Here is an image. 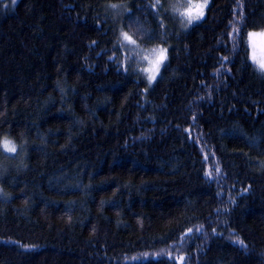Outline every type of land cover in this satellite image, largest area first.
<instances>
[{
	"label": "trees",
	"instance_id": "16d2710c",
	"mask_svg": "<svg viewBox=\"0 0 264 264\" xmlns=\"http://www.w3.org/2000/svg\"><path fill=\"white\" fill-rule=\"evenodd\" d=\"M179 1L0 0V264H264V0Z\"/></svg>",
	"mask_w": 264,
	"mask_h": 264
},
{
	"label": "rangeland",
	"instance_id": "374dc122",
	"mask_svg": "<svg viewBox=\"0 0 264 264\" xmlns=\"http://www.w3.org/2000/svg\"><path fill=\"white\" fill-rule=\"evenodd\" d=\"M205 2L206 1L195 3L191 2L190 0L179 1V5L180 7L182 6L183 9L181 11L183 12L184 18L186 19L188 24L193 23L203 15L206 5ZM126 37L130 39H127ZM251 39V50L253 53V57L262 67L264 66V32L254 36ZM124 43L129 44L124 50L126 55L129 58L139 59L138 62L140 63V65H144L142 66V72L144 77L148 81V86H151L158 78L162 64H164L165 60L167 59L168 49L165 47L154 49L140 47L136 44V41L128 34H125ZM161 53H163V59L160 58Z\"/></svg>",
	"mask_w": 264,
	"mask_h": 264
},
{
	"label": "snow or ice",
	"instance_id": "6c2138e0",
	"mask_svg": "<svg viewBox=\"0 0 264 264\" xmlns=\"http://www.w3.org/2000/svg\"><path fill=\"white\" fill-rule=\"evenodd\" d=\"M127 38V37H126ZM127 39H130V38H127ZM161 59H163V53H161V56H160ZM262 68H264V66H262ZM154 78V77H153ZM9 151H15L14 148H10Z\"/></svg>",
	"mask_w": 264,
	"mask_h": 264
},
{
	"label": "clouds",
	"instance_id": "9594fccd",
	"mask_svg": "<svg viewBox=\"0 0 264 264\" xmlns=\"http://www.w3.org/2000/svg\"><path fill=\"white\" fill-rule=\"evenodd\" d=\"M261 71H264V69H261Z\"/></svg>",
	"mask_w": 264,
	"mask_h": 264
}]
</instances>
